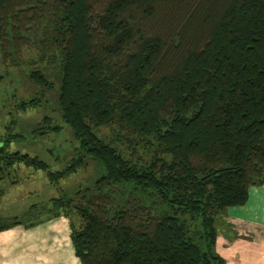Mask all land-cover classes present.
I'll return each instance as SVG.
<instances>
[{
	"label": "trees",
	"instance_id": "obj_1",
	"mask_svg": "<svg viewBox=\"0 0 264 264\" xmlns=\"http://www.w3.org/2000/svg\"><path fill=\"white\" fill-rule=\"evenodd\" d=\"M29 45L58 66L75 156L51 171L10 151L21 137L10 131L0 172L23 163L58 182L86 158L103 168L46 213L68 217L80 264H225L217 219L264 183V0H0L2 63L19 65ZM28 77L52 87L39 69ZM59 130L45 115L32 131ZM15 217L0 231L44 219Z\"/></svg>",
	"mask_w": 264,
	"mask_h": 264
},
{
	"label": "rangeland",
	"instance_id": "obj_2",
	"mask_svg": "<svg viewBox=\"0 0 264 264\" xmlns=\"http://www.w3.org/2000/svg\"><path fill=\"white\" fill-rule=\"evenodd\" d=\"M20 55L22 62L19 65L10 62L5 65L0 58V137L10 131L20 133L21 137L10 144V151L17 150L37 156L48 164L51 171L64 169L75 156L77 141L70 127L62 122L57 110L60 75L58 66L40 60V52L33 45L24 46ZM35 69L44 72L52 87L38 86L29 79L28 73ZM35 96L40 98L39 106L25 111L17 110L16 103ZM45 115L51 118L52 124L57 123L60 130L34 135L32 130L42 124ZM13 120V128L7 129V125ZM99 133L109 135L111 131L102 127ZM103 171L95 161L86 158V163L76 172L58 182H51L45 170L23 163L15 164L4 173L0 172V217L4 218L1 221L14 216L23 222L47 217L49 213H46L52 208L50 198L73 197L76 191L91 187ZM32 204H36L37 208L28 213L27 210ZM235 216L232 213L229 220L236 219ZM229 220L220 216L216 222L215 248L221 257L227 256L225 264H264V228L250 227ZM228 233L236 240L232 244L225 237Z\"/></svg>",
	"mask_w": 264,
	"mask_h": 264
},
{
	"label": "crops",
	"instance_id": "obj_3",
	"mask_svg": "<svg viewBox=\"0 0 264 264\" xmlns=\"http://www.w3.org/2000/svg\"><path fill=\"white\" fill-rule=\"evenodd\" d=\"M232 213L236 219L229 220ZM223 216L230 222L264 228V183L251 187L246 203L230 207ZM70 233L69 219L63 214L44 217L29 227L13 225L0 231V264H80ZM225 237L231 244L236 241L229 233Z\"/></svg>",
	"mask_w": 264,
	"mask_h": 264
}]
</instances>
